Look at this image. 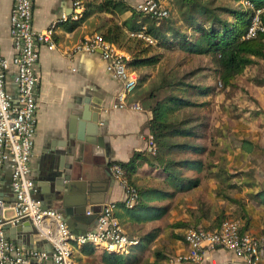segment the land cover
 <instances>
[{"label":"crops","instance_id":"1","mask_svg":"<svg viewBox=\"0 0 264 264\" xmlns=\"http://www.w3.org/2000/svg\"><path fill=\"white\" fill-rule=\"evenodd\" d=\"M73 1L35 0L34 5V27L37 30H45L57 23V48L55 51L42 49L37 68L38 125L31 160L32 177L36 182L35 198L42 200L45 208H57L53 202L47 205L55 187V184L42 179L48 167L74 173L75 177L82 176L85 184L93 183L95 192L88 191L84 196L73 195L72 204L85 202L87 197L89 203L85 216L98 206L102 209L110 204L115 206V215L127 236L139 242L127 253L117 254L124 259L123 264H172V259L188 251L185 243L187 228L216 230L221 220L227 219L239 220L245 232L264 244V60L257 59L232 85L225 89L216 87L211 94L214 97L211 98L210 125L205 129L204 138L197 141L209 149L210 156L202 159L211 164L210 169L199 176L190 174L200 177L199 186L178 192L172 199L152 202L153 206L166 207V215L140 222L143 216L128 212L127 209L132 208L127 207V193L114 178L112 167L128 163L136 153H152V135L148 125L153 114L141 104L142 111L112 108L118 102L122 83L106 72V63L99 53L78 52L77 47L102 30L106 22L122 24L129 21L133 11L137 12V6L144 0H125L130 7L125 12L94 10L90 18L74 30H69L63 24L78 21L73 19ZM82 2L85 11L89 3L96 6L103 0ZM164 3L170 14H177L176 0H164ZM12 6L13 0H0V47L8 58L15 54L9 35ZM63 16L67 17L64 22L60 21ZM121 51L131 59L130 54ZM7 89L17 94L11 77L8 78ZM82 99L101 108L99 124L88 129H82L83 121L77 117ZM133 103L137 102L132 97L129 104ZM91 110H87V119L94 118ZM207 130L210 132L208 137ZM204 139L206 141H201ZM70 166L71 171L67 170ZM11 176L10 166L5 165L0 191L6 203L4 216L7 220L14 217L12 206L15 196L11 189ZM165 178L166 174L143 164L133 174L132 181L139 188H165L161 184ZM93 202H101L102 205L90 204ZM84 226L87 231L95 228L90 220ZM3 230L17 246H35L51 252L49 244L37 240L29 221L6 225ZM150 233H154L155 238L151 243L144 244L142 238ZM82 248L72 251V260L76 264H109L103 261L104 250L95 247L92 254L86 255L81 252ZM227 261L243 264L225 250L208 253L202 264ZM173 264L190 263L174 260ZM259 264H264V258Z\"/></svg>","mask_w":264,"mask_h":264},{"label":"built area","instance_id":"2","mask_svg":"<svg viewBox=\"0 0 264 264\" xmlns=\"http://www.w3.org/2000/svg\"><path fill=\"white\" fill-rule=\"evenodd\" d=\"M240 5L254 12L247 38L264 33L261 16L264 7L256 8L246 0ZM35 0H13L9 17V35L14 47V56L3 55L0 47V190L2 169L9 165L12 171L11 189L15 196L12 206L14 217L7 220L4 216L6 203L0 191V264H76L72 260V251L87 245L100 248L110 254L127 253L130 247L137 245L131 240L119 219L116 208L110 204L98 214V224L84 234L74 233L55 210L45 208L42 200L35 198L36 182L32 177L31 160L33 156L37 125L38 99L37 86L41 51H55L57 23L45 30L34 27ZM74 20H79L84 12L82 0H74ZM136 11L159 20L170 16L164 0H144ZM63 16L62 20L66 21ZM154 45V41L141 33L132 35ZM78 52L99 53L106 63V72L122 83L118 102L114 109L142 111L138 103L129 104L138 85L139 75L131 68L130 60L116 45L106 41L102 35L94 34L86 38L77 47ZM11 77L17 89L14 95L7 89ZM151 151L154 153L153 136L150 137ZM114 178L119 181L127 193V207L133 208L138 200V192L126 178L125 170L119 165L112 167ZM91 215V212L87 213ZM29 221L35 230L39 242H46L51 252L33 247H20L12 243L4 232V226ZM242 224L235 219H227L216 230L189 227L185 232L188 251L171 260L190 264H202L206 255L217 250H225L241 260L243 264H259L264 258V244L248 232H241ZM214 264H235L233 262H215Z\"/></svg>","mask_w":264,"mask_h":264},{"label":"trees","instance_id":"3","mask_svg":"<svg viewBox=\"0 0 264 264\" xmlns=\"http://www.w3.org/2000/svg\"><path fill=\"white\" fill-rule=\"evenodd\" d=\"M229 1L238 3L241 0ZM246 1L256 8L264 7V0ZM176 7L177 16L170 14L168 18L159 20L133 11L129 21L122 24L106 22L102 27L105 29L102 36L106 41L130 54L131 59L127 63L139 75L133 100L153 114L148 127L153 136L154 153H136L128 163L119 164L125 170L129 183L138 192L137 205L127 210L130 214L143 216L140 222L160 219L166 215V207L153 206L152 202L172 199L178 192L198 187L200 177L190 176L191 173L197 176L208 173L211 164L202 157L210 156L209 149L197 143L204 138L208 122L206 118L190 116L188 110L208 105L195 98L207 97L216 89L213 86L187 82L193 75L196 76V72L183 77H178L173 70L159 71L155 78L140 75L139 70L155 68L162 60V54L152 55L150 48L157 45L165 51L178 48L187 55L210 56L222 89L232 85L257 59L264 60V33L258 32L256 37L247 38L254 16L251 9L239 3L238 7L215 6L212 0H176ZM110 9L125 12L130 7L125 0H103L96 6L91 2L78 21H68L63 25L66 29L74 30L90 18L94 10ZM261 19L264 26V14ZM68 24L70 27H67ZM141 33L150 37L154 45L132 36ZM143 164L166 174V178L161 181L165 188H139L135 185L132 176ZM223 221L225 220H221ZM241 232L244 233L245 229L241 228ZM154 238L155 234L150 233L142 238V242L149 244ZM94 251L95 247L91 245L81 250L86 255ZM103 261L123 264L124 259L105 252Z\"/></svg>","mask_w":264,"mask_h":264},{"label":"water","instance_id":"4","mask_svg":"<svg viewBox=\"0 0 264 264\" xmlns=\"http://www.w3.org/2000/svg\"><path fill=\"white\" fill-rule=\"evenodd\" d=\"M81 108L77 112V117H81L83 124L82 129H88L91 125L99 124L98 115L101 112V108L97 105H93L91 101L82 99L80 100ZM97 106V107H96ZM92 109V113H94L91 119L86 118L87 110L90 111ZM96 115V116H95ZM84 126V127H83ZM62 161V159H61ZM67 170L71 171L72 167H67ZM80 177H75L74 173H66L61 172V170L56 169L54 167H48L45 172L42 174V179L47 180L49 183L55 184L54 192L52 194V199L48 200L47 205L50 206L52 202L57 207L55 212L58 215H61L62 221L74 232L78 234H84L87 229L84 224L88 223V221H93L94 225L98 224V214L102 211V207L98 206L95 208L89 216H85L86 214V206L89 203V199L86 197L85 202L81 201L76 205L72 204L71 197L73 195L84 196L87 192H95L94 184L89 183L85 184ZM82 199V198H81ZM90 204L94 205H102L101 202H93ZM78 215L79 217H77ZM86 217V218H84ZM82 225V226H80ZM117 255V254H113Z\"/></svg>","mask_w":264,"mask_h":264},{"label":"rangeland","instance_id":"5","mask_svg":"<svg viewBox=\"0 0 264 264\" xmlns=\"http://www.w3.org/2000/svg\"><path fill=\"white\" fill-rule=\"evenodd\" d=\"M214 1L215 6H232V7H238V3L229 1V0H212ZM173 13V12H172ZM171 16H177V14H172ZM230 18V17H229ZM114 22V21H113ZM105 29L101 31V29L98 31L97 34L102 35ZM147 48V47H146ZM150 54H162V60L159 65L155 68H142L139 70L140 75H149L151 78H155L159 71H176L178 74V77H183L188 73L196 72V76L193 75L187 82H190L192 84H201L205 86H213L221 89V83L219 82L218 77L216 76L215 72V65L213 63V60L210 56H191L184 54L181 52L178 48H174L170 51H165L163 48H159L157 45H154L150 48ZM202 72L200 73V71ZM198 72V73H197ZM214 97V95H213ZM212 95L207 97H197L195 99L198 100L200 103H208L203 108H196L188 110V114L193 115L192 117L198 116L206 118V121L209 124L210 118H211V101L213 98ZM210 133V132H209ZM208 130H207V137L209 136ZM208 140V139H207ZM206 141V139L201 140Z\"/></svg>","mask_w":264,"mask_h":264}]
</instances>
